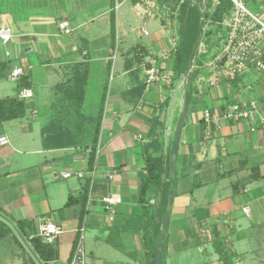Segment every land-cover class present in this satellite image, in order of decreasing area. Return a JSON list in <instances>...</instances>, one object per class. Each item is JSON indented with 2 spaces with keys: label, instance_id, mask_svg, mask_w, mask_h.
Wrapping results in <instances>:
<instances>
[{
  "label": "crops",
  "instance_id": "obj_1",
  "mask_svg": "<svg viewBox=\"0 0 264 264\" xmlns=\"http://www.w3.org/2000/svg\"><path fill=\"white\" fill-rule=\"evenodd\" d=\"M26 1L21 10L14 8L8 22L2 20L6 15H0V27H10L14 36L8 47L10 59L5 57V48L0 44V72L7 70L5 64H9L11 69L22 68L25 74H30L31 88L28 89L33 94L32 98L25 100L28 110L24 118L0 123V139L6 137L9 141L6 146L0 145V208L13 223L33 221L37 227L42 222L53 221L64 231L62 222H66L67 216L61 210L80 208H65V204L70 195H80L86 178L93 177L87 229H98L97 239L114 248L118 246V239L126 242L125 264H149L143 242L144 232L139 229L138 222L143 212L137 202L140 181L145 176L144 146L149 144L150 129L158 119L163 128L161 151L164 155L169 153L179 114L183 111L181 104L185 92L183 94V79L175 82L174 77L171 85L159 83L147 89L142 64L146 56L172 51L174 45H178L180 7L178 5L176 14L167 23L160 17L164 10L161 0H127L150 24L157 20L154 40L143 43L129 37L125 25L114 11V7L120 6L115 0H111L109 11L110 31L96 38L80 33L96 18L88 13L90 0L85 4L81 0H52L53 4H61V7L50 11L49 15L42 12L46 6H31L30 0ZM73 6L78 12L87 11V17L79 20L71 10ZM112 12L115 14L114 37L111 34ZM63 19L70 23V35L59 28ZM143 30L148 31L146 27L142 28L140 39L152 36L149 33L145 37ZM137 53L144 56L140 63ZM172 61L171 56L165 67L174 76ZM76 66H85L88 73V91L83 105L87 116L96 115L102 96L106 94L98 143L101 150L93 173L88 172L90 147L60 149L45 145L47 137L58 136L57 133L61 132L58 125L63 122V115L67 119L64 123L70 121L74 126L79 125L74 130V139L87 141L92 138V128L85 134L81 131L80 118L65 111L63 114V110L70 108L64 102V89ZM206 73V69L199 72L193 82L196 97L193 106L198 100L197 84L199 87L203 83V88L207 87ZM242 83L239 79L231 85L235 84L239 95L246 99L248 96L242 91ZM143 85L145 89L139 94V87ZM257 89L264 92V84H259ZM19 92L18 80H0V99L16 97ZM188 113L189 110L187 117ZM254 125L253 122H224L221 130L208 139L202 114L184 123L175 158L174 197L168 212L163 249L165 264H226L223 261L225 254L228 264H244L240 259L235 263L230 261L234 254L232 241L240 238L244 228L239 218L257 216L264 221V133L260 130L251 132ZM74 162L82 164V169L76 170L75 176L85 175L84 180L77 177L79 185L70 181ZM65 173L71 176L64 178L62 174ZM10 175H14L16 183L1 182ZM226 178L234 180L227 183ZM48 180L50 182L47 183ZM8 187L13 189L12 199H3L1 191ZM240 193L246 195L243 202L235 200L234 195ZM108 196L121 201L115 207L113 222L109 221V212L103 202ZM246 206L250 208L249 215L242 212ZM203 224L211 228L214 234L212 241L200 236ZM76 228L70 229L72 235L69 238L63 241V234L57 241L61 252L63 245L68 251L66 264L71 257ZM217 241L222 244L224 256L215 247ZM191 253L206 254L207 261L197 258L187 262ZM178 256L180 260L176 262ZM255 264H258L256 260Z\"/></svg>",
  "mask_w": 264,
  "mask_h": 264
},
{
  "label": "trees",
  "instance_id": "obj_2",
  "mask_svg": "<svg viewBox=\"0 0 264 264\" xmlns=\"http://www.w3.org/2000/svg\"><path fill=\"white\" fill-rule=\"evenodd\" d=\"M167 1V0H165ZM161 0V2H165ZM176 4L179 0H173ZM164 4V3H163ZM179 17H180V29H179V41L176 52L172 55V71L174 81H181L187 74L188 70L192 67L190 64V58L192 52L195 50L194 57V71L189 76L188 82V95H189V107L196 101L193 82L195 81L203 58H201L198 64L195 63L196 56L199 54V44L197 39L201 34L200 23L205 24L208 22L210 26H217L219 30H223L222 23L230 15L232 4L229 0H219V4L213 9V4L208 6L207 2L204 4L198 0H185L183 4H179ZM206 9V10H205ZM212 9V12L211 10ZM208 10L210 12H208ZM112 27L111 34L115 35V14L111 15ZM186 26L185 33L183 34V27ZM209 32L208 35H211ZM197 44V47H196ZM196 47V49H195ZM206 53V52H205ZM205 53L199 54L203 56ZM137 59L140 63L144 56L137 53ZM5 70L0 72V80L11 78L13 69L9 67V64H5ZM9 67V68H7ZM4 72V73H3ZM88 85V73L85 66H76L73 77L68 82V85L64 89V97L66 103L70 106L63 110V114L70 113L75 115L76 118H80V129L85 134L89 128H92V138L90 140L78 141L74 139V130L79 127L76 122L72 124L70 121L67 124L64 123L65 116L63 115V122L58 125L61 132L55 134L52 137L45 139V145L47 147H56L60 149L68 148H85L90 147L88 157V172H92L96 165V150L99 143V137L101 133L102 120L104 114V106L106 101V94L102 96L100 106L96 115L87 116L83 110L85 98L87 96ZM31 88L30 74H25L18 79V90ZM145 89V86L139 87V94ZM188 107V110H189ZM27 102L25 100L16 97H7L0 99V123L11 122L14 120L22 119L27 114ZM65 111V112H64ZM185 123V121H184ZM183 123V126H184ZM202 124L204 126L203 120ZM55 127V126H54ZM205 128V126H204ZM162 126L158 119H155L149 132V144L144 146V161H145V176L140 181L139 193H138V205L142 208V218L139 229H143V242L145 249L148 252L149 264H154L155 250L158 243L161 241V235L165 231L167 232L168 223L165 219L168 216L169 208L172 203L173 197L170 198L171 188V176H172V162H175L173 157V142L168 154L162 153ZM89 183L90 178L85 179L83 190L78 197L69 196L65 208L74 206L80 207L79 225L83 222L87 216L86 205L89 199ZM151 200H154L151 203ZM0 212L2 209L0 208ZM19 233V236L9 225L7 220L0 216V242L13 241L22 249L20 238L27 241L31 247L33 253L36 255L38 261L41 264H55L59 261L60 250L57 242L54 244L46 243L42 238L36 235L37 227L33 221L20 220L14 223ZM215 233V240H216ZM74 247V243H73ZM215 247L221 256H224L222 244L215 242ZM73 250V248H72ZM23 264H32L25 255H20ZM223 261L228 264L229 259L227 255L223 257ZM165 264L164 258L163 263Z\"/></svg>",
  "mask_w": 264,
  "mask_h": 264
},
{
  "label": "rangeland",
  "instance_id": "obj_3",
  "mask_svg": "<svg viewBox=\"0 0 264 264\" xmlns=\"http://www.w3.org/2000/svg\"><path fill=\"white\" fill-rule=\"evenodd\" d=\"M19 5H17L16 0H0V15H6L5 18L2 20H6L7 22L10 20L11 15L15 11L14 8L17 10H21L22 5H26V0H18ZM61 1V0H60ZM83 1L85 4L86 0ZM79 0V2H81ZM117 4L120 6L117 8L114 7V11L116 15H118V19L120 22L125 25L126 32L128 33L129 37L137 42L147 43L150 40H154V34L157 31V20H155L152 24L149 23L147 19L137 14V11L133 8L130 1H123V0H115ZM165 1V0H164ZM201 1L202 4L207 2L208 6L213 4L214 8V0H198ZM115 2V3H116ZM179 3H175L173 0H167L163 2L165 6L170 8L171 10L175 11L178 9ZM247 6L250 10L255 13H259L260 16L264 13V0H261L259 3L257 0H249L247 2ZM31 6L41 7L46 6L47 8L43 10V14L49 15L51 14L50 11H55L56 8L61 7V4L58 3L55 5L52 3V0H30ZM88 4V3H87ZM55 5V6H54ZM88 13L92 16H95L94 23H90L88 27L82 30L80 33L85 36H93L101 37L107 34L110 31V17L109 11L111 10V0H90L89 2ZM263 8H262V7ZM19 7V9H18ZM74 10V14H76L79 20L85 19L87 17L86 12H78L76 6H73L71 10ZM212 9L211 12H212ZM206 10V9H205ZM71 12V14L73 13ZM208 12H210L208 10ZM88 14V15H89ZM264 18V16H262ZM146 27L149 33L152 34L150 38H139V34L142 28ZM224 29V28H223ZM209 32H212L211 35H208ZM223 30H219L217 26H210L209 23H203V31L199 35L197 39V44H199V54L205 53L203 56L197 54L195 63L198 64L199 60L203 58V63H201V68H199V72H202L206 69V79L209 77V73L207 71L206 63L213 57V55L219 53L223 47ZM1 44V42H0ZM173 46V42L171 41ZM196 44V45H197ZM242 80V90L248 97H254L253 94L248 93L245 88L247 85H252L256 89L259 84H264V73H257L254 71L246 72L243 76L240 77ZM8 82V81H4ZM201 83V81H199ZM203 83L201 85L197 84V88L199 93H197V102L195 106L191 105L188 113V117L185 120V124L189 123L192 118L196 116H200L203 114L205 110H217L220 111V108L225 106L231 99H239L242 100V97L239 95V91L237 90L235 84H228L227 82H223L220 86L215 88H209L206 84V88H203ZM206 89V90H205ZM184 94V88H183ZM240 96V97H239ZM245 99V97H244ZM184 106V99L181 104V109ZM181 114H179L180 117ZM13 138L16 139L14 134H11ZM71 174L72 179L71 182H77L79 185V180L77 179L76 170L82 169V164L80 162L72 163ZM86 169V168H85ZM37 173V171H35ZM14 175H10L9 177L5 178L1 182L4 184L16 183L17 181L13 178ZM17 179L19 177H16ZM50 180V179H49ZM47 181L50 182V181ZM84 180V179H83ZM234 179L226 178L227 183L233 182ZM82 182V181H81ZM13 189L4 188L1 191V194L4 196L3 199H12ZM235 200L237 202L245 201L246 195L240 193L238 195H234ZM61 212H65L67 218L66 222H62V227L64 229L65 234L62 238L64 241L65 239L69 238L71 234V230L77 227V217L80 213V208H71L69 210L64 209ZM0 216H2L5 221L9 223V225L13 228L16 234L19 236V233L15 227V224L12 222L13 220L3 212H0ZM239 218L240 223L244 227L239 239H234L232 241L234 245V254L230 256L231 263H235L237 259H240L244 264H255V260L258 264H264V221L259 220L256 217L248 219L247 217L240 216ZM263 219V218H262ZM62 234V235H63ZM75 236V234L73 233ZM98 229L89 227L85 233V249L87 254V262L88 264H122L126 263L127 259L124 255V251L126 247V242L117 240L118 246L116 248L109 246L105 243H101L98 239ZM20 242L22 244V249H19V246L16 245L13 241L8 242H0V264H23V260L21 258V254L25 255L26 258L32 262V264H41L36 255L33 253L31 247L27 243L26 240L20 238ZM60 250V258L59 261L55 264H66V260L68 257V251L63 245V250L61 252V246H59ZM93 251V252H91ZM204 260L207 261L206 254L200 253H191L187 262H192L194 259ZM180 256L176 257L175 261L179 262Z\"/></svg>",
  "mask_w": 264,
  "mask_h": 264
},
{
  "label": "built area",
  "instance_id": "obj_4",
  "mask_svg": "<svg viewBox=\"0 0 264 264\" xmlns=\"http://www.w3.org/2000/svg\"><path fill=\"white\" fill-rule=\"evenodd\" d=\"M232 4L231 12L222 23L223 26V47L221 51L206 63L209 77L207 86L215 88L223 82L228 84L237 82L246 72L264 73V13L262 16L255 13L247 6L249 0H229ZM261 3V0H257ZM185 0H181L183 4ZM219 4V0H214V6ZM262 7V6H261ZM263 8V7H262ZM161 13V19L170 22L171 16L176 11L171 10L164 5ZM59 28L66 35L72 33L70 23L67 19H63L59 23ZM145 37L149 36L147 30L142 31ZM13 32L10 27H0V42L5 48V57L11 58V52L8 49L12 39ZM177 44L174 45L172 51H164L157 55H148L143 61V69L146 75L145 84L147 89L154 84L163 83L171 85L172 74L167 70L165 64L170 60L173 53L176 52ZM24 75V70L20 67L13 68L11 80L17 81ZM245 90L253 94L254 97H247L244 100H230L220 111L205 110L202 114V120L205 126V133L208 139L212 138L219 130H221L224 122L234 124H242L245 122H253L255 125L251 128V132L260 130L264 133V92L256 89L252 85H247ZM243 91V90H242ZM21 100H28L33 97L29 89H23L18 95ZM9 141L6 137L0 139V145L6 146ZM264 148V141H263ZM100 146H97L96 158L100 153ZM95 169V168H94ZM94 170L91 172L93 173ZM64 178H69L71 174H62ZM79 179H85V175L78 174ZM113 179V176H110ZM93 186V177H90L89 183V199L86 205L88 211L92 204L91 190ZM105 209L109 212V221L115 219V207L121 202L117 197L108 196L103 199ZM242 212L245 215L250 214L249 207H243ZM87 216L83 222L73 231L75 234L74 247L68 264H88L85 249V233L87 230ZM64 233L53 221L42 222L37 225L36 235L42 238L48 244H54ZM202 238L212 241L214 234L208 224H203L199 230ZM236 264H240L237 262Z\"/></svg>",
  "mask_w": 264,
  "mask_h": 264
},
{
  "label": "water",
  "instance_id": "obj_5",
  "mask_svg": "<svg viewBox=\"0 0 264 264\" xmlns=\"http://www.w3.org/2000/svg\"><path fill=\"white\" fill-rule=\"evenodd\" d=\"M186 26L183 27V34L185 33ZM200 31H203V22L200 23ZM197 47V45H196ZM195 47V49H196ZM196 51L194 50L192 52L191 58H190V64L191 68L188 70L187 74L184 77V92H185V98H184V106L183 111L178 119L176 129H175V136L173 141V157L176 158L179 152V146L181 142L182 137V131H183V123L187 117L188 107H189V95H188V82H189V76L194 71V57H195ZM175 176H176V164L175 162H172V177H171V188L169 196L170 198L174 194V182H175ZM166 222L169 221V217L167 216L165 219ZM166 239V232L164 231L161 235V241L158 243V246L155 250V258H154V264H162L163 263V249H164V242Z\"/></svg>",
  "mask_w": 264,
  "mask_h": 264
}]
</instances>
